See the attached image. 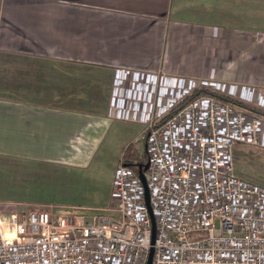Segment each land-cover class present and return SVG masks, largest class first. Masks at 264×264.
Wrapping results in <instances>:
<instances>
[{
  "label": "crops",
  "instance_id": "0c3cea01",
  "mask_svg": "<svg viewBox=\"0 0 264 264\" xmlns=\"http://www.w3.org/2000/svg\"><path fill=\"white\" fill-rule=\"evenodd\" d=\"M116 69L264 91V0H0L1 180L106 206L144 144L113 115Z\"/></svg>",
  "mask_w": 264,
  "mask_h": 264
},
{
  "label": "built area",
  "instance_id": "2783aa9c",
  "mask_svg": "<svg viewBox=\"0 0 264 264\" xmlns=\"http://www.w3.org/2000/svg\"><path fill=\"white\" fill-rule=\"evenodd\" d=\"M111 109L143 125L145 187L120 160L104 213L0 216V264H264V187L233 166L236 145L264 149V91L116 69Z\"/></svg>",
  "mask_w": 264,
  "mask_h": 264
},
{
  "label": "rangeland",
  "instance_id": "374dc122",
  "mask_svg": "<svg viewBox=\"0 0 264 264\" xmlns=\"http://www.w3.org/2000/svg\"><path fill=\"white\" fill-rule=\"evenodd\" d=\"M126 152L133 154L134 166L140 165L144 160V144L141 141H136ZM106 165L109 169L110 164ZM233 166L235 174L240 178L264 187V149L246 144L236 145L233 150ZM99 188L104 191L105 185L101 184ZM101 193L98 194L99 197L97 196L99 201L105 197ZM101 201L96 204L89 196L81 195L78 189L71 190L69 193L59 191V187L55 191H48L44 187L37 188L27 179L25 183L23 181L13 185L12 179L2 181L0 177V216L22 215L26 214L29 208H45L56 216L73 218L75 222L73 224L78 225L81 223L78 217L88 220L95 214L104 213L111 206L109 199L106 200V206L101 208Z\"/></svg>",
  "mask_w": 264,
  "mask_h": 264
},
{
  "label": "water",
  "instance_id": "95a60500",
  "mask_svg": "<svg viewBox=\"0 0 264 264\" xmlns=\"http://www.w3.org/2000/svg\"><path fill=\"white\" fill-rule=\"evenodd\" d=\"M135 166H137L138 175H139L140 179L142 180L143 185L145 187V181H144L143 174H142L141 164L140 165H135ZM146 168H147V164L144 166L143 169H146ZM145 200H146V204L148 205V199H147L146 190H145ZM153 237L154 236L152 235V243H153ZM151 259H152V249H150L149 256H148V259H147V263L146 264H151Z\"/></svg>",
  "mask_w": 264,
  "mask_h": 264
}]
</instances>
